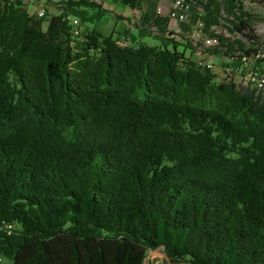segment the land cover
<instances>
[{
  "label": "trees",
  "instance_id": "16d2710c",
  "mask_svg": "<svg viewBox=\"0 0 264 264\" xmlns=\"http://www.w3.org/2000/svg\"><path fill=\"white\" fill-rule=\"evenodd\" d=\"M193 1L182 30L203 22L209 56L264 45L247 8L264 0ZM28 2L0 0V259L264 264L261 88L196 63L159 0H115L139 13L124 43L85 29L97 0H50L51 18Z\"/></svg>",
  "mask_w": 264,
  "mask_h": 264
},
{
  "label": "built area",
  "instance_id": "2783aa9c",
  "mask_svg": "<svg viewBox=\"0 0 264 264\" xmlns=\"http://www.w3.org/2000/svg\"><path fill=\"white\" fill-rule=\"evenodd\" d=\"M193 3V0H172L171 7H169L167 13L170 19L169 27L171 31L175 33V30L172 29L173 24L180 27L192 21ZM38 16L40 18L45 17L46 10L44 8L41 9L38 12ZM68 19L74 28L73 35L78 39L77 37H80V34H82L81 23L78 19L70 17ZM203 27V22H199L193 32H183L180 29L179 33H175L171 37L176 38L177 34H185L187 38H190L196 48V51L192 53V57H198L206 62H211V67H218L217 69L219 70L221 66H228L231 68L229 76L242 78L250 87L261 88V92H264V45L256 48L254 52L248 50L228 52L225 54V57L219 59L215 56H209L206 50L213 47H220V40L217 37L205 34L201 30H197Z\"/></svg>",
  "mask_w": 264,
  "mask_h": 264
},
{
  "label": "rangeland",
  "instance_id": "374dc122",
  "mask_svg": "<svg viewBox=\"0 0 264 264\" xmlns=\"http://www.w3.org/2000/svg\"><path fill=\"white\" fill-rule=\"evenodd\" d=\"M55 3H60L62 1L67 0H53ZM171 0H163V3H167ZM100 5L108 12L106 16L95 22L94 24H86L84 25L85 29L98 31L102 37L104 38H112L115 42L124 43L126 38V31L129 28L128 19L133 20L134 13L133 11L126 6H122L120 4H116L115 0H98ZM28 12L30 15H37L41 9L46 10V14L48 18H51L54 14H57V10L54 7V4L50 2V0H29L28 2ZM247 8L251 11L252 14L261 17L262 21L255 24V30L258 35H260L264 39V4L251 5L247 4ZM89 12L91 14L95 13V10L90 9ZM48 26V21L45 22V29ZM138 33H136L137 35ZM143 43L149 46H159L162 47V44L159 39H154L151 37L144 38ZM170 48H173V45H170ZM179 52H184L187 57H191V51L186 50L183 46L178 47ZM196 63H199V59L197 57H192ZM203 61V60H202ZM211 64V62H207ZM218 68V67H217ZM215 69L217 72L221 73L224 76H227L223 72V66H221L220 70ZM238 83L242 82V78H237ZM2 264H8L10 261L6 259H0ZM168 259L164 254L162 249L157 251L149 250L147 253V259L144 264H170L168 263Z\"/></svg>",
  "mask_w": 264,
  "mask_h": 264
},
{
  "label": "crops",
  "instance_id": "0c3cea01",
  "mask_svg": "<svg viewBox=\"0 0 264 264\" xmlns=\"http://www.w3.org/2000/svg\"><path fill=\"white\" fill-rule=\"evenodd\" d=\"M98 1V0H97ZM171 1H168L167 3H163V0H159V6H157V9H158V12H160L161 15H165L167 16V13H168V10H169V7H171ZM146 7V6H144ZM134 13V17H133V22L136 20V18L139 17V13L138 12H133ZM129 20V19H128ZM130 26V25H129ZM131 28V27H130ZM172 29L175 30V33H179L180 29L182 30V26L178 27L176 26L175 24L172 25ZM131 31H132V35L133 36H136V33L137 31L135 29H132L131 28ZM178 35V34H177ZM179 36H176L175 39H177Z\"/></svg>",
  "mask_w": 264,
  "mask_h": 264
},
{
  "label": "bare ground",
  "instance_id": "6f19581e",
  "mask_svg": "<svg viewBox=\"0 0 264 264\" xmlns=\"http://www.w3.org/2000/svg\"><path fill=\"white\" fill-rule=\"evenodd\" d=\"M230 69H231V68L228 67L227 69H225V71H226L227 73H230Z\"/></svg>",
  "mask_w": 264,
  "mask_h": 264
}]
</instances>
